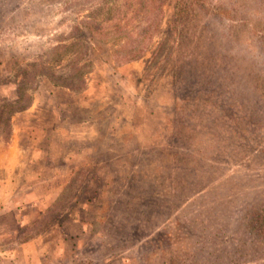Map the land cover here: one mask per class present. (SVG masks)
<instances>
[{"label":"rangeland","instance_id":"obj_1","mask_svg":"<svg viewBox=\"0 0 264 264\" xmlns=\"http://www.w3.org/2000/svg\"><path fill=\"white\" fill-rule=\"evenodd\" d=\"M177 1L122 43L133 0H0V148L24 149L0 264L32 238L56 264H264V48Z\"/></svg>","mask_w":264,"mask_h":264},{"label":"trees","instance_id":"obj_2","mask_svg":"<svg viewBox=\"0 0 264 264\" xmlns=\"http://www.w3.org/2000/svg\"><path fill=\"white\" fill-rule=\"evenodd\" d=\"M248 3L251 4L252 6L259 5L260 7L264 8V0H250V1H248ZM163 4H164V0H133V4L130 7H128V9L133 11L135 18L138 17V21H136V23L137 24L139 23V24L137 26H132V25L130 26L131 22L134 19L125 20L124 19L125 15H122V16H120L119 19H116V22L122 23L125 21L124 25L120 26L118 35H113L109 39L110 40L112 39L114 41L122 40V43L123 42L126 43V42H129L128 39H130L131 37L138 36V35H146L145 26H143V24H142L143 22L146 21V19L142 20V17H141V16H143V12L144 11L146 12L147 10L152 9V8L155 9L156 11L160 12ZM175 5L176 6L180 5V6L184 7V8L178 7V11H182L185 8L186 9H193L195 7H197L200 10H206L207 12H210L211 15L213 17H215L217 20H220L221 17L231 13V20H233L236 24H238L239 26L242 27V32H243L242 34H243V37L245 38L248 46L251 47V43H249V41H248L249 33H251V35L259 41V47L264 48L263 47L264 29L263 28L261 29L262 32L257 31V23L259 24V21H257L258 18H255V16H257V15L252 14V12L250 10L246 9V7H239V6L233 5L232 7L228 8V9H225L223 7L219 8V6L212 5L210 2H208L206 0H180V1L178 0ZM247 8H248V6H247ZM139 15H141L140 18H139ZM154 16L155 17H152L149 21L150 26L153 25V21H155V23H157V21H158L156 19L157 16L156 15H154ZM148 26H149V23H147V27ZM86 28L88 29L91 36L95 38V34L93 32V29H91L90 26H88ZM98 30H99V28H98ZM97 40L99 42L102 41L101 39L100 40L97 39ZM105 41H107V40H105ZM71 43H73V41L70 42L68 45H72ZM74 45H76V44H74ZM118 50H119V47L116 49V51H118ZM133 54L134 53H130V54L126 55L125 57L123 56L121 62L122 61L126 62V61H129V60L135 58ZM242 77H244V76H242ZM251 92H252V90H251ZM253 94H256L255 90L253 91ZM249 223L253 228H256L257 233H259L261 231H262V233H264V210L263 209L252 210L251 211V219H250Z\"/></svg>","mask_w":264,"mask_h":264},{"label":"crops","instance_id":"obj_3","mask_svg":"<svg viewBox=\"0 0 264 264\" xmlns=\"http://www.w3.org/2000/svg\"><path fill=\"white\" fill-rule=\"evenodd\" d=\"M33 107L31 105L28 107L27 112ZM22 135L20 133L10 135L8 142H6V146L0 148V203H5L8 199V193H11V189L18 185L20 190L23 191V184H19L16 182L17 175L16 173L19 171V168L22 164L23 151L24 149L19 144V141ZM15 173V174H14ZM20 182V181H19ZM16 188V187H15ZM28 192H23L21 195V199H25V201L29 200ZM27 201L26 204H28ZM4 205H0L2 208ZM6 208V207H5ZM2 212H0V215ZM17 218V217H15ZM0 234H8L6 231H2ZM10 234V233H9ZM66 234V233H65ZM64 236V234H63ZM15 251L20 252L22 258V264H56L58 263L57 258L52 254V261H49L45 256L46 253H43L42 245L39 244V240L37 238H32L22 244H20L17 248H14L13 254ZM45 252V251H44ZM43 253V254H42ZM51 254V252H49ZM13 256V255H12ZM45 257V258H44ZM64 264H82L77 263L76 261H70Z\"/></svg>","mask_w":264,"mask_h":264}]
</instances>
